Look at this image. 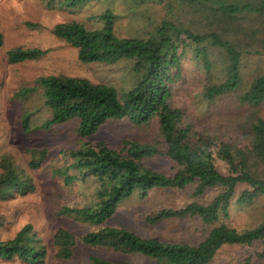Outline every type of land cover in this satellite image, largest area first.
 I'll return each mask as SVG.
<instances>
[{
  "label": "trees",
  "instance_id": "obj_1",
  "mask_svg": "<svg viewBox=\"0 0 264 264\" xmlns=\"http://www.w3.org/2000/svg\"><path fill=\"white\" fill-rule=\"evenodd\" d=\"M88 1L95 0L46 3L49 7L72 8ZM205 2L177 0L176 4L188 3L224 29L227 24L235 25L243 11L264 16V0ZM173 6L167 10L169 13ZM115 18V14L106 10L97 16L101 21L98 28H87L77 21L52 27L55 37L76 49L80 62H122L128 66L130 76L126 86L121 87L60 74L41 76L38 83L43 87L44 103L51 115L45 124L76 119L77 133L84 138L111 120L127 119L136 126L155 122L163 148L131 136L121 140L119 149L99 140L70 150L77 174H66L65 181L94 177L98 187L96 200L68 211L100 225L113 216L122 201L132 196L145 198L159 189L189 191L198 199L160 209L149 214L146 221L155 224L163 219L196 217L208 230L200 241L189 243L142 237L123 227L101 225L81 236L80 241L115 253L139 254L148 258L150 264H210L223 246L238 245L246 250L240 264H256L257 259L264 258V247L262 251L256 249L264 246V221L238 229L224 219L235 207H254L264 200V66L251 65L243 54L245 46L224 31L200 33L163 19L145 38L119 37L114 32ZM43 53L37 48L16 47L8 51V59L12 63L23 62ZM189 61H194L200 70H191ZM197 73H202L203 98L214 106L220 102L228 106L227 101L234 100L236 116H225L204 128L195 126L184 108L175 105L176 88ZM155 156L168 157L176 164L175 172L165 173L145 164V159ZM41 157L33 159L31 166L37 167ZM0 167V199L32 189L31 179L9 161L3 159ZM210 190L216 193L201 201L200 197ZM53 240L58 257L73 256L77 238L72 232L59 229ZM251 248L254 249L249 251ZM44 254L31 224L21 227L9 239L0 238L2 260L42 264ZM87 264L136 263L91 255Z\"/></svg>",
  "mask_w": 264,
  "mask_h": 264
},
{
  "label": "rangeland",
  "instance_id": "obj_2",
  "mask_svg": "<svg viewBox=\"0 0 264 264\" xmlns=\"http://www.w3.org/2000/svg\"><path fill=\"white\" fill-rule=\"evenodd\" d=\"M46 1L0 0V162L3 159L9 161L17 171L28 176L32 184L30 191L12 193L7 199H0V217L3 220L0 238L9 239L21 227L31 224L44 247L42 264H87L91 255L112 261L151 263L139 254L115 253L84 245L80 241L81 236L99 229L101 225L123 227L142 237L162 241H200L208 227L199 218L163 219L155 224L146 221L149 214L160 209L179 207L198 199L189 191L159 189L150 192L145 198L132 196L122 201L113 216L100 225L86 222L77 213L68 211L70 208H82L96 200L94 195L98 187L94 177L76 179L70 183L65 181L66 174H77L73 168L74 160L69 155L70 150L78 149L82 143L99 140L119 149L121 140L131 136L163 148V139L155 122L136 126L127 119L111 120L95 134L84 138L77 133L79 122L76 119L47 126L45 123L51 115L44 103L43 87L38 83L41 76L60 74L93 82H108L117 87L126 86L130 76L128 66L122 62H80L76 49L55 37L51 29L57 23L69 21L83 23L87 28H98L101 27V21L97 16L109 10L116 15L114 32L117 36L145 38L163 19H167L195 32L224 31L231 39H239L245 46L243 54L251 65L264 66V16L243 11L235 25L227 24L224 29L223 25L205 13L194 10L188 3L177 5V0H95L72 8L57 5L49 7ZM194 1L206 3V0ZM224 1L243 3L246 0ZM171 4L174 6L169 13L167 10ZM16 47L37 48L44 53L35 59L12 63L8 59V51ZM193 62L189 61V68L194 72L200 70ZM201 76L202 73L190 75L188 81L176 88L173 100L175 105L184 108L195 126L205 128L225 116H233L235 101H227L230 103L228 106L221 102L216 106L209 104L201 94ZM41 155L39 165L32 167L33 159ZM145 164L169 174L176 170V164L166 156L147 158ZM215 193L216 190L208 191L200 197L201 201ZM254 207H235L224 222L241 229L264 221V200ZM59 229H66L77 238L74 254L69 259L57 255L53 236ZM263 247L256 249L262 251ZM245 255L244 247L225 245L210 264H240ZM256 261V264H264V258ZM0 264L26 263L18 259H0Z\"/></svg>",
  "mask_w": 264,
  "mask_h": 264
}]
</instances>
